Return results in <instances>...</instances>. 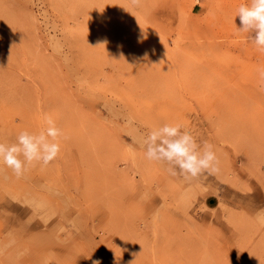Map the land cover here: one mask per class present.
I'll list each match as a JSON object with an SVG mask.
<instances>
[{
    "label": "rangeland",
    "instance_id": "1",
    "mask_svg": "<svg viewBox=\"0 0 264 264\" xmlns=\"http://www.w3.org/2000/svg\"><path fill=\"white\" fill-rule=\"evenodd\" d=\"M248 0H0V143L63 133L48 166L0 162V264H264V68ZM179 123L218 171L172 176L144 140ZM178 171V169H177Z\"/></svg>",
    "mask_w": 264,
    "mask_h": 264
},
{
    "label": "clouds",
    "instance_id": "2",
    "mask_svg": "<svg viewBox=\"0 0 264 264\" xmlns=\"http://www.w3.org/2000/svg\"><path fill=\"white\" fill-rule=\"evenodd\" d=\"M133 2L138 3V0ZM237 16L241 24L239 32L250 34L249 39L256 49L264 53V0H248L241 4ZM258 74L264 81V68L258 69ZM44 124L46 126L38 133L21 131L14 144L0 143V162L18 179L32 167L48 166L61 152V129L51 116L44 117ZM182 127L179 123H165L152 129L144 140L145 159L167 162L170 175H183L185 179L217 172L218 159L213 145L203 142L201 147L189 131H182Z\"/></svg>",
    "mask_w": 264,
    "mask_h": 264
}]
</instances>
